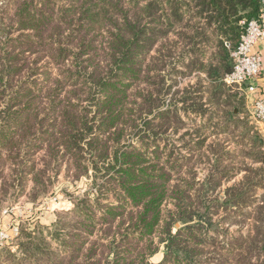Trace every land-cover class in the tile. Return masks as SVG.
I'll list each match as a JSON object with an SVG mask.
<instances>
[{"label":"trees","instance_id":"1","mask_svg":"<svg viewBox=\"0 0 264 264\" xmlns=\"http://www.w3.org/2000/svg\"><path fill=\"white\" fill-rule=\"evenodd\" d=\"M65 3L11 0L1 11L0 37L5 41L0 46V59L5 62L0 67V167H11L10 178L15 174L19 178L34 173L37 179L32 157L44 148L50 158L62 159L69 155L79 173H88L91 166L97 174L103 169L104 177L108 178L99 184L97 197L107 191L116 199L108 204L103 220L124 219L128 212V228L134 235L138 233L145 238L162 226L166 237L163 242H167L169 254L176 255L180 235L172 233L174 223L210 224V208L205 204L195 216L182 215V195L189 201L190 195L179 192L177 185L171 187L163 168L149 164L145 142L150 124L146 117L150 112V96L132 92L136 84L146 82V75L150 73L145 61L152 45L175 32L181 39L176 44L183 41L189 47L190 54L187 60L183 57V64L190 62L187 69L205 72L213 87L210 102L193 103L199 107L193 110L197 114L210 111L204 109L205 105L215 106V113L211 114L218 118L215 126L202 125L200 132L210 127L215 129L211 133L214 136L238 131L239 143L244 141V179L236 186H241V190L231 194L234 187L228 188L225 205L230 208L242 201L245 207L254 205L255 188L264 187V138L251 125L244 99H239L241 103L236 105V97L232 95L236 87L227 85L224 77L234 68L232 51L245 31L241 21L259 15L260 0H67ZM11 8L13 13L9 11ZM183 29L193 34H186ZM15 32L19 35L11 37ZM73 48L77 51L73 52ZM28 51L40 52L43 56L50 53L57 64L73 56L76 71L62 72L41 87L33 85V81L17 84L21 72L30 67ZM162 69L155 68V71ZM27 71L29 76L35 75L33 68ZM67 82L70 84L66 85ZM223 94L227 96L224 102ZM188 95L182 97L184 104L192 100ZM72 99L91 104L79 109ZM158 102L161 104L162 98ZM178 112L176 104L163 112L159 118L161 127L170 121L176 125L182 123ZM243 116L241 131L237 119ZM230 122L234 123L233 129ZM126 131H133L141 146H123ZM223 144L225 157L231 152L232 141L226 139ZM86 148L94 154V159L87 157L88 162L80 154ZM222 156L215 160L216 164L224 161ZM2 173L0 169V176ZM217 178L210 176L203 181V197L221 184L222 178ZM197 183L189 182L184 187L194 189ZM168 199L174 201L177 210L165 216L163 205ZM89 202L88 196L82 198L75 211H82L91 221L94 216ZM192 205L191 202L190 209ZM261 221L264 222V216ZM130 235V231L122 234L129 238ZM117 255L116 261L121 263V255ZM189 255L193 257L192 253ZM139 264L149 263L139 261Z\"/></svg>","mask_w":264,"mask_h":264},{"label":"rangeland","instance_id":"2","mask_svg":"<svg viewBox=\"0 0 264 264\" xmlns=\"http://www.w3.org/2000/svg\"><path fill=\"white\" fill-rule=\"evenodd\" d=\"M10 2L0 0V19L3 14L1 11ZM60 2L64 5L67 0ZM9 11L13 13L12 8ZM183 30L186 34H193L190 30ZM18 35L19 32H15L11 37ZM179 39L172 32L152 45L145 61L150 73L146 75V82L136 84L132 92L137 96H150V112L146 116L150 124L145 142L149 164L163 168L170 178L171 187L177 185L179 192L190 195V201L182 195L183 216H195L197 210L201 206L205 208L207 204L211 223L175 222L172 233H179L180 237L176 242L177 256L173 253L176 256L173 257L172 252L169 254L170 250H167V242H163L166 237L162 226L145 238L138 233L134 235L128 228V212L124 219L113 221L110 217L103 220L108 204L116 201L113 193L107 191L102 197H97L99 184L108 178L104 177L105 170L100 168L97 174L91 166L88 173H79L75 161L73 164L69 155L62 159L50 158L44 148L32 157L36 163L34 172L37 179H34V173L19 178L15 174L10 178L11 167H0L3 169L0 176V232L9 233V239L0 245L2 264H139V261L149 264H264V222L261 221L264 216V187L260 185L255 188L254 205L245 207L244 201L230 208L225 205L228 188L234 187L231 194L241 190V186H236L244 179V141L239 143L241 138L238 131L214 136L211 133L215 129L210 127V130L200 132L202 125L215 126L218 118L211 114L215 113V106L205 105L204 109L210 111L197 114L193 110L199 107H194L193 103L210 102L213 87L209 85L205 72L187 69L190 62L183 64V57L187 60L190 52L186 42L176 44ZM4 41L0 37V46H3ZM72 50L77 51L76 48ZM211 53L209 50L208 56ZM26 54L30 67L21 72L17 84L33 81V85L41 87L62 72L76 71L77 63L73 56H69L65 63L57 64L50 53L43 56L40 52L28 51ZM4 62V59H0V67ZM162 67L161 72L155 71V68ZM30 68L34 69V76L28 75L27 70ZM185 93L192 98L188 104L183 103ZM232 95L239 106V99H244L243 92L234 88ZM198 97L204 100L199 102ZM225 97L223 94L222 102ZM161 98L162 103L159 104ZM72 102L79 109L91 104L75 99ZM3 104L6 105V101ZM174 104L182 123L176 125L170 121L161 127L160 115ZM185 107L189 109L185 110ZM237 121L241 124L239 130L243 131L244 116ZM250 123L256 127L255 121L250 120ZM230 127L233 129V122H230ZM124 135L123 146H141L133 131H126ZM226 139L232 141L231 152L223 157L226 150L222 147ZM203 140L205 142L201 143ZM81 153L85 157L84 161L90 157L94 159V154L87 148ZM220 155L224 161L216 164L215 160ZM234 173L232 179L226 180ZM210 176L222 178L223 181L205 198L202 183ZM195 181L199 184L194 189L184 187ZM87 196L94 216L91 221L82 211H75L77 204ZM191 202L192 209L189 207ZM163 210L166 216L169 211L177 210V207L174 201L168 199L164 202ZM129 231L130 238L122 236ZM117 253L121 255V263L116 261Z\"/></svg>","mask_w":264,"mask_h":264},{"label":"built area","instance_id":"3","mask_svg":"<svg viewBox=\"0 0 264 264\" xmlns=\"http://www.w3.org/2000/svg\"><path fill=\"white\" fill-rule=\"evenodd\" d=\"M260 3L261 11L256 18L241 21V24L245 26V31L242 33L238 45L232 51L234 68L224 77V82L238 88L244 94V86L249 80L251 81L245 90L247 97L252 99L249 114L253 121L264 124V98L256 96L258 93L256 79L261 76L264 70V59L255 51L256 44L264 39V0H260ZM8 239L9 233L1 231L0 245Z\"/></svg>","mask_w":264,"mask_h":264},{"label":"crops","instance_id":"4","mask_svg":"<svg viewBox=\"0 0 264 264\" xmlns=\"http://www.w3.org/2000/svg\"><path fill=\"white\" fill-rule=\"evenodd\" d=\"M255 51L258 52L264 59V39L260 40L256 44ZM248 83H251V81L249 80V82L246 83V86ZM256 84L258 85V93L256 94V96L264 98V70L261 76L258 79H256ZM246 86H244V101H245L246 107L248 108V110H250L252 107V99L247 97L246 95L247 94V91L245 92ZM255 123H256V129L258 130L260 136L264 138V124L259 123V122H255Z\"/></svg>","mask_w":264,"mask_h":264}]
</instances>
